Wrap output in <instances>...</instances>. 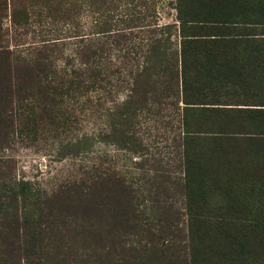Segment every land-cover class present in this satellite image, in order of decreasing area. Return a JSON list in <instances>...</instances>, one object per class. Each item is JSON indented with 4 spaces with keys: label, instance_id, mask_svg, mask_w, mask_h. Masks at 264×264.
<instances>
[{
    "label": "rangeland",
    "instance_id": "rangeland-1",
    "mask_svg": "<svg viewBox=\"0 0 264 264\" xmlns=\"http://www.w3.org/2000/svg\"><path fill=\"white\" fill-rule=\"evenodd\" d=\"M177 3L0 0V264H264V163L209 129L264 106L183 92Z\"/></svg>",
    "mask_w": 264,
    "mask_h": 264
},
{
    "label": "trees",
    "instance_id": "trees-1",
    "mask_svg": "<svg viewBox=\"0 0 264 264\" xmlns=\"http://www.w3.org/2000/svg\"><path fill=\"white\" fill-rule=\"evenodd\" d=\"M177 2L183 92L188 90L187 76L190 72L198 79L210 81L223 76L226 80H233L231 87L225 89L227 93L228 89L232 91L230 97L241 94L238 97L249 103L243 105L264 106V22L251 20L234 9L227 11L224 3L215 11L197 12L191 5L192 0ZM258 3L260 6L264 4ZM196 89V97H211L201 87ZM226 92L221 90L215 96H227ZM183 101L190 104L186 101V94ZM210 108L218 116L213 121L214 126L209 128L217 136L214 139L226 141L229 149L239 145L250 158L264 163V107ZM256 230L258 244L264 243V226ZM225 244L231 257L239 252L241 255L242 240H231Z\"/></svg>",
    "mask_w": 264,
    "mask_h": 264
}]
</instances>
